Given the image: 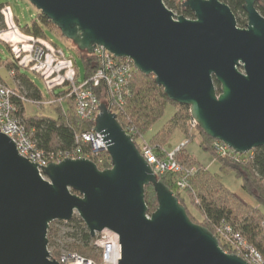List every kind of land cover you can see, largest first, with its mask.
Instances as JSON below:
<instances>
[{
    "label": "water",
    "instance_id": "water-1",
    "mask_svg": "<svg viewBox=\"0 0 264 264\" xmlns=\"http://www.w3.org/2000/svg\"><path fill=\"white\" fill-rule=\"evenodd\" d=\"M27 2L79 52L92 55L100 47L152 76L169 101L188 107L199 129L234 154L264 148V18L256 0H244L243 28L219 0L181 1L193 19L176 17L163 0ZM0 78L14 90L5 69ZM97 109L94 131L110 158L105 170L65 158L39 172L0 133V264H58L50 260L49 225L73 216L91 238L104 230L118 236L117 264H249L189 219L110 107ZM148 186L157 201L151 215Z\"/></svg>",
    "mask_w": 264,
    "mask_h": 264
},
{
    "label": "trees",
    "instance_id": "trees-1",
    "mask_svg": "<svg viewBox=\"0 0 264 264\" xmlns=\"http://www.w3.org/2000/svg\"><path fill=\"white\" fill-rule=\"evenodd\" d=\"M225 3L234 14L237 26L243 28L246 24V15L243 11L244 0H219ZM165 6L176 11L177 14L188 19H193V14L188 9H183L181 3L175 0H163ZM8 4L0 5L1 9ZM255 7L264 18V0H256ZM178 17V16H176ZM51 26L55 28L39 12L31 26H27L22 31L34 38L45 39L42 27ZM4 28V21L0 13V29ZM70 42V41H69ZM71 43V42H70ZM72 44V43H71ZM84 65L83 81L89 80L98 68L95 55H87L79 52L74 46ZM0 69H5L8 74L12 71L14 76L11 80L14 85L12 101L16 107V118L22 123L25 131L35 143L37 149L45 155L58 154L80 148L82 153H86L88 147L77 140L81 134L93 129L94 122L82 120L76 114V100L74 95L68 96V90H61L57 95H53L55 117L50 118L44 115L28 116L25 112V104H42V95L39 90L21 73L13 59L8 62H0ZM0 81L5 84L1 78ZM78 82V78H77ZM81 82V83H82ZM80 84V82H78ZM219 92V86L215 83ZM95 94L99 104L107 103L106 88L103 84L98 87H89ZM127 96L124 105L118 111L112 108L116 120L125 132L132 130V140L137 148L139 143L144 142L150 146L158 158L166 155L164 145L173 131H179L184 136V141L190 142L195 136L190 133V123L192 121L189 108L169 101L163 90L156 86L152 76H145L137 71L131 74L126 82ZM24 99L25 101L21 100ZM65 103V106H64ZM167 108H171L170 118L161 128L145 140V136L151 128L159 121ZM199 132L200 148L209 152L215 161L218 162L221 171H231L236 178L241 181L242 190L251 196L256 202V206H250L240 201L232 192L225 188L217 175L210 174L200 164L186 152L184 147H179L174 153L175 160L185 168H195L196 174L189 180V188L177 190L175 187L176 176L170 173L158 175L157 178L174 192L178 202L185 208L189 219L195 224L196 218L192 215L189 206L202 217L200 225L209 230L219 238L218 232L223 227H229L237 233L251 248L255 249L264 262V148L252 150L247 155L238 160L229 150L221 155L217 151V141L207 137L196 125ZM99 170L110 168V158L106 152H101L97 157L91 159ZM183 193L189 195V200L193 203L192 195L195 198L194 207L183 197ZM144 201L147 207V214L151 215L157 208L155 193L151 186L145 187ZM58 225L66 228V232H61ZM48 249H51L52 258H56L62 251L75 252L79 256L93 260L98 264L100 258L94 252L92 245L93 238L78 216H73L69 222H53L49 225L47 232ZM220 248L227 254L226 245L219 242Z\"/></svg>",
    "mask_w": 264,
    "mask_h": 264
},
{
    "label": "built area",
    "instance_id": "built-area-1",
    "mask_svg": "<svg viewBox=\"0 0 264 264\" xmlns=\"http://www.w3.org/2000/svg\"><path fill=\"white\" fill-rule=\"evenodd\" d=\"M0 13L4 21V28L0 29V41L7 45L16 66L37 75L42 80L46 90L52 94L57 89L68 90V96L74 95L75 97V110L80 119L94 122L98 115L97 106L100 104L89 88L90 86L98 87L100 84L105 86L108 98L106 104L110 107L111 112L112 108L118 111L123 107L125 96L128 94L126 82L131 74L136 71L130 60L114 58L103 48H96L93 55L96 57L98 68L89 80L79 84L77 82L78 72L72 58L65 55L63 51L48 40L25 34L16 24L9 5L4 6ZM13 76L14 72L12 71L9 77ZM14 96V91L0 81V133L7 136L15 144L17 152L22 158L29 159L32 164L38 165L39 172L41 171L39 166L44 168L47 163L56 164L65 158L91 160L101 152H105L102 138L94 131L93 127L92 130L77 137L79 142L88 147L86 153H82V150L77 148L72 151L45 155L37 149L22 123L16 118L17 110L12 101ZM21 100L25 101L24 99ZM46 103L52 104L53 100ZM36 105L41 104L36 103ZM113 114L115 115V113ZM191 126H196L193 120ZM126 134L132 139V130ZM216 146L221 155L230 150L220 142ZM137 149L156 176L164 173L173 174L177 177L175 181L177 190L189 188V180L196 174V169L193 167L185 168L175 160L174 153L178 149L167 153L163 158H158L153 149L144 142L139 143ZM231 153L238 160L248 154ZM218 236V241L226 245L232 254L238 255L249 264H264L261 255L247 245L241 236L234 233L229 227L225 226L220 229ZM92 245L99 253L100 262L98 264H117V260H120L121 247L119 238L115 233L108 230L97 233L93 238ZM48 251L50 260H55L58 264H96L75 252H62L53 259L51 249Z\"/></svg>",
    "mask_w": 264,
    "mask_h": 264
},
{
    "label": "rangeland",
    "instance_id": "rangeland-1",
    "mask_svg": "<svg viewBox=\"0 0 264 264\" xmlns=\"http://www.w3.org/2000/svg\"><path fill=\"white\" fill-rule=\"evenodd\" d=\"M185 0H175L176 3H181ZM1 4H8L11 7L12 14L15 18L16 24L20 27V29H25L27 26H31L32 22L36 19L37 11L34 7H32L27 0H0ZM175 16H180L176 11H172ZM246 20V19H245ZM43 34L46 40L51 42L54 46L64 52L65 55L72 58L76 70L78 72V82H82L84 78V65L83 62L78 55L77 51L73 48V45L64 39L60 33H58L51 26L42 27ZM11 61V55L9 49L6 44L0 41V62H8ZM20 73L26 77L40 92L42 95V104L36 105L31 102H27L25 104V112L28 116L34 115H44L50 118L55 117L54 107L51 104H47L46 102L52 100L53 95H57L60 92V89L54 91V93H50L46 90L42 80L35 75L34 73L28 70H20ZM65 106V103H64ZM172 109L167 108L163 117L155 123V125L151 128L147 136H145V140L148 141V138L158 132L161 126L170 118L172 114ZM190 133L195 136V138L190 141H184V136L179 131H173V133L169 136L167 142L164 145V151L167 153L173 152L179 147H184L186 152L194 159L197 164L203 166L207 171L212 175H217L220 179L222 185L227 188L230 192H232L240 201H242L246 205L256 206V202L254 199L246 194L241 188V181L236 178L234 173L231 171H221L219 164L214 160L212 155L209 152H205L200 148V139L199 132L196 127H192L190 123ZM183 197L190 202L194 207L195 198L192 195V199L194 202L189 200V195L183 193ZM192 215L196 218L194 220L195 224L202 223V217L192 208V206L188 208ZM58 229L61 232H66V228L62 225H58ZM49 250V249H48ZM65 252V251H62ZM95 254L99 256L98 251L94 250ZM93 261V260H92ZM94 262V261H93ZM96 263V262H94Z\"/></svg>",
    "mask_w": 264,
    "mask_h": 264
}]
</instances>
